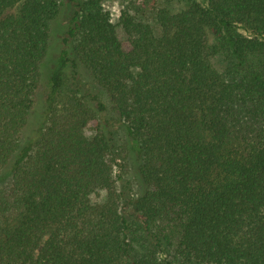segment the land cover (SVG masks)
Segmentation results:
<instances>
[{"label": "trees", "instance_id": "obj_1", "mask_svg": "<svg viewBox=\"0 0 264 264\" xmlns=\"http://www.w3.org/2000/svg\"><path fill=\"white\" fill-rule=\"evenodd\" d=\"M156 21L123 11L121 38L104 0H0V264H264V0H195ZM69 68L125 123L138 196L116 185L106 103ZM39 99L44 123L24 141Z\"/></svg>", "mask_w": 264, "mask_h": 264}, {"label": "rangeland", "instance_id": "obj_2", "mask_svg": "<svg viewBox=\"0 0 264 264\" xmlns=\"http://www.w3.org/2000/svg\"><path fill=\"white\" fill-rule=\"evenodd\" d=\"M193 1L195 0H104V7L109 12L111 21L117 26L119 36L123 38L124 32L122 26L119 24V18L123 11H128L136 15L138 18L146 22H150L154 26H157L156 12L159 8L167 7L173 12H178L182 9L187 8ZM196 1H199L203 4L206 2V0ZM62 11L63 13L59 16V18L53 25L49 57L47 58V61L43 68L45 79H47L50 75V72L55 65L61 49L65 47L63 37L65 36L66 29L65 16L68 14V11L66 7H64ZM240 30L245 31L243 28H240ZM215 63L219 68L224 67V64L221 62L220 58H216ZM66 80L68 84L76 82V85H78L86 93L97 94L106 103L107 109L100 113L102 130L105 131L111 137L112 142L115 143V151L118 162L122 163V169L120 170L119 166H116V164L114 166L113 172L114 178L116 179V185L120 190L124 181L129 185V192L127 193L129 195L138 196L147 187V185L144 184V182L139 177L138 161L135 153L128 150V148L130 147V141L126 131L125 123L123 122L122 118H120L119 114L111 109V103L107 93L94 83L90 74L84 69H80L76 77H72V71L69 68L67 70ZM45 88H43L42 92L40 93L41 98H44V93L46 91ZM42 103V100L39 99L32 112L29 124L24 131V141L37 140L39 136L40 128L44 123ZM92 104L96 105L94 101L92 102ZM87 132L88 134H93L94 130L92 128H89ZM119 174L122 176V179L119 178ZM10 176L11 174L9 173V169L3 171L0 174V184L5 183L10 178ZM105 195L106 191L100 190L99 193L94 196V199L101 201L105 197ZM125 213L126 215H133V211L131 210V208L126 207ZM133 220H135V218L130 216V221L133 224V229H136L138 225ZM156 225L158 228L163 227L161 231L164 234L170 233L175 243L177 242L178 236L175 233L170 232L174 229L173 223H169V220L165 218L164 220L160 219ZM134 237L136 238V241H134V243L136 244V247H139L142 243L140 231L134 234ZM161 255L166 256L169 254L163 252L161 253Z\"/></svg>", "mask_w": 264, "mask_h": 264}]
</instances>
